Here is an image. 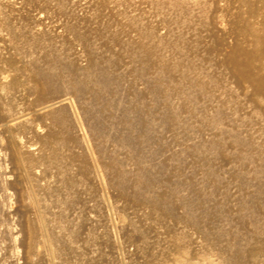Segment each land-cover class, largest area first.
Returning a JSON list of instances; mask_svg holds the SVG:
<instances>
[{
    "label": "rangeland",
    "instance_id": "374dc122",
    "mask_svg": "<svg viewBox=\"0 0 264 264\" xmlns=\"http://www.w3.org/2000/svg\"><path fill=\"white\" fill-rule=\"evenodd\" d=\"M259 38L264 0H0V264H264Z\"/></svg>",
    "mask_w": 264,
    "mask_h": 264
},
{
    "label": "bare ground",
    "instance_id": "6f19581e",
    "mask_svg": "<svg viewBox=\"0 0 264 264\" xmlns=\"http://www.w3.org/2000/svg\"><path fill=\"white\" fill-rule=\"evenodd\" d=\"M262 40H263L262 38H259V39H258V42H260V44H264V41H262ZM256 43H257V41H256ZM257 44H258V43H257ZM259 48H260V47H259ZM254 50H255V49H254ZM260 51H261V50H260ZM252 52H253V51H252ZM259 55H260V53H259ZM251 56H252V53H251ZM251 58H252V57H251ZM254 61H255V60H254ZM242 64H243V63H242ZM247 67H248V65H247ZM241 74H242V75H241L242 77H243V75H244V76L251 77V79L254 80V77H255V76L250 72L249 69L243 71ZM256 74H257V73H256ZM261 78H262V77H261ZM260 80H261V79H260ZM254 81H256V82H258V83L261 82V81H259V80H257V79H255ZM260 85H261V84H260ZM45 107L47 108V106H45ZM41 109H42V108H41ZM45 110H46V109H45ZM26 117H27V116H26ZM26 117H25V118H26ZM25 118H24V121L26 120ZM21 119H23L22 116H16V117L12 118V119H11L12 122L10 123L9 126H11V124H14V125H15L17 122H20V121L22 122L23 120H21ZM17 124H18V123H17ZM11 127H12V126H11ZM17 254H18V253H17Z\"/></svg>",
    "mask_w": 264,
    "mask_h": 264
}]
</instances>
